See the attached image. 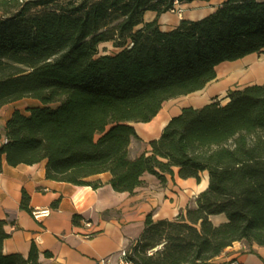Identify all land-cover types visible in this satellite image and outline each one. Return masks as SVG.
I'll use <instances>...</instances> for the list:
<instances>
[{
    "label": "trees",
    "instance_id": "trees-1",
    "mask_svg": "<svg viewBox=\"0 0 264 264\" xmlns=\"http://www.w3.org/2000/svg\"><path fill=\"white\" fill-rule=\"evenodd\" d=\"M60 1L0 0V109L39 103L14 111L0 132V173L5 163L46 162L47 180L96 190L103 183L88 179L108 173L114 191L134 194L145 174L165 184L175 169L198 182L208 172L195 208L173 221L147 217L129 261L211 264L235 243L264 247V83L229 90L226 104L182 109L150 151L129 154L139 139L134 124L203 90L222 63L264 53V0H224L170 31L146 13L209 0ZM108 43L119 51L101 54ZM20 207L34 211L25 190ZM218 215L227 221L215 225ZM5 225L0 264H40L34 243L27 258L3 253Z\"/></svg>",
    "mask_w": 264,
    "mask_h": 264
},
{
    "label": "crops",
    "instance_id": "crops-1",
    "mask_svg": "<svg viewBox=\"0 0 264 264\" xmlns=\"http://www.w3.org/2000/svg\"><path fill=\"white\" fill-rule=\"evenodd\" d=\"M212 2L195 1L179 5L183 10H189L179 18L170 12L160 17L148 12L145 20L150 22L158 18L161 29L170 31L183 19L195 21L213 13L218 6H210ZM194 8L200 9L194 12ZM247 58L222 63L216 69V79L203 90L166 102L149 123L134 124L139 139L130 145V158L136 159L150 151V143L160 138L169 121L182 109H199L216 100L226 104L228 91L236 89L234 85L238 82L230 79V73L239 67L244 68L243 61ZM10 116L5 120L1 133ZM166 179L162 184L156 176L145 174V185L136 189L134 194L119 193L110 185L111 175L108 173L88 179L103 183L95 190L47 180L46 162L17 167L5 163L0 173V220L6 222L4 229L10 237L4 242L3 253L21 254L27 258L34 243L40 264H98L103 258L118 264L121 251L129 249L142 235L149 215L154 221H173L186 214L188 208H195L198 196L209 186L208 172L201 175L200 182L195 178H180L178 169H175L174 177L167 175ZM24 190L30 196V208H51L50 217L37 221L21 209ZM76 217L77 223H74ZM211 220L220 225L227 218L218 215L212 216ZM88 221L92 224L90 228L85 226ZM89 234L91 236L87 237ZM244 244L235 243L211 264H262L264 247L254 245L255 254L247 256L240 252ZM46 252L51 256L47 257Z\"/></svg>",
    "mask_w": 264,
    "mask_h": 264
},
{
    "label": "rangeland",
    "instance_id": "rangeland-1",
    "mask_svg": "<svg viewBox=\"0 0 264 264\" xmlns=\"http://www.w3.org/2000/svg\"><path fill=\"white\" fill-rule=\"evenodd\" d=\"M67 1L69 0H62L60 1V5L64 6L65 3H67ZM208 2V1H207ZM224 2V0H213L212 5L213 7H217L220 6L222 3ZM179 6V5H178ZM175 9L174 12H170L172 15L177 16L178 18L180 17V15L182 16L183 14H185V12H188L189 10L185 9L183 10L181 7H178ZM200 9V8H199ZM198 8H194L193 10H195L194 12L199 10ZM189 13V12H188ZM100 51L101 54L104 55H111V54H115L119 51V49L113 47L112 44H104L100 47ZM249 58H247L245 61H243V65H244V69L246 71H251L255 68H258V66L260 65H264V53L261 54H255V55H251L248 56ZM264 83V79L262 80H248V81H238L237 83H235L234 87L235 88H239V87H246V86H250L252 84H262ZM39 103L35 100H31V99H25V100H21L18 102H14L11 104H8L4 107H2L0 109V131H3L4 128V122L5 120L16 110H19L23 113L27 112V110L31 107L34 106H38ZM244 244V243H243ZM245 245V246H244ZM240 250V252L242 253V255H247L249 256L250 254H255L254 249H252L251 246H249L248 244H244ZM264 264V261L263 263Z\"/></svg>",
    "mask_w": 264,
    "mask_h": 264
},
{
    "label": "built area",
    "instance_id": "built-area-1",
    "mask_svg": "<svg viewBox=\"0 0 264 264\" xmlns=\"http://www.w3.org/2000/svg\"><path fill=\"white\" fill-rule=\"evenodd\" d=\"M174 11H172V12H174ZM51 213H52L51 208H42V209L34 210L32 213V216L34 217L35 220L41 221L43 219L50 217ZM85 226L90 228L92 226V224L90 222H85ZM90 236H91L90 234L87 235V237H90ZM129 255H130L129 249L121 251L119 258H118V264H132L128 259ZM98 264H112V263H111L110 259L103 258V259H100L98 261Z\"/></svg>",
    "mask_w": 264,
    "mask_h": 264
},
{
    "label": "bare ground",
    "instance_id": "bare-ground-1",
    "mask_svg": "<svg viewBox=\"0 0 264 264\" xmlns=\"http://www.w3.org/2000/svg\"><path fill=\"white\" fill-rule=\"evenodd\" d=\"M230 79H236L238 81H248V80H262L264 79V65L258 66L251 71H246L244 68L239 67V69L230 73Z\"/></svg>",
    "mask_w": 264,
    "mask_h": 264
}]
</instances>
